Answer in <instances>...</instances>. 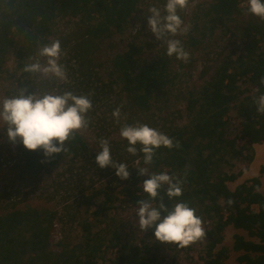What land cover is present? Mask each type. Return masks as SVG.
<instances>
[{
    "label": "trees",
    "instance_id": "16d2710c",
    "mask_svg": "<svg viewBox=\"0 0 264 264\" xmlns=\"http://www.w3.org/2000/svg\"><path fill=\"white\" fill-rule=\"evenodd\" d=\"M145 1L0 0V80L4 76L14 86L10 97L21 92L32 94L29 73L24 71V65L31 62L30 58L40 47L59 40L62 51L59 63L64 66L68 81H57L59 86H54V91L50 92L47 88L52 87V82L36 81L38 95L70 91L88 96L92 102L88 114L97 108L102 110L96 117L87 115L98 145L108 129L137 122L158 129L178 145L171 149L160 147L153 162L147 165L141 153L131 156L126 152L125 139L113 142V159L128 165L129 177L123 180L125 186L121 190L127 196L124 201L137 203L148 199L139 184L148 177L139 174V169L130 163L139 157L149 174L163 172L181 181L182 195L179 197L169 200L165 191L167 185L160 189L166 207L171 209L175 203L183 201L195 209L196 215L212 221V226L205 230L208 239L206 264H225L227 246L221 243L227 226L248 233L247 238L237 233L233 235L232 250L240 251L236 256L238 264H264V195L259 190V176L241 182L231 190L227 182L235 180L241 171L223 170L225 164L231 166V159L241 156L247 161L242 168L245 170L254 157V144L264 141V114L256 110V100L264 95V83H261L264 46L260 45L264 38V20L247 11V0H209L203 6V2L198 4L189 31L182 40L179 39L190 54L184 62L175 56H167L163 38L157 39L150 27L143 26L150 16L144 7ZM147 1L163 11L166 0ZM179 15L182 17L183 9L179 10ZM133 20L140 22L137 28H134ZM235 31L244 38L238 46L239 52L233 56L232 51L221 55V50H213L215 56L222 58L214 65L204 42L214 34ZM116 34L119 36L114 38ZM103 48L112 51L107 57L110 64L107 79L98 70ZM147 49L155 52L153 57L144 56ZM10 56L14 60L13 68L6 66ZM202 74L204 78L200 82ZM195 76L198 81L193 80ZM245 81L255 87L253 91L241 89L240 84ZM184 84L186 105L185 120L182 121L179 102ZM114 91L117 100H110ZM122 93L127 101L119 104ZM117 107L127 112L123 123L113 118L112 112ZM108 111L110 115H107ZM238 140L245 142L238 144ZM64 147V151L45 157L42 150H28L19 141L13 150L15 153L18 150L19 162L7 161L0 155V167L4 165L11 171L4 184H0V204L11 195L24 199L17 183L24 187H33L36 180L42 183L46 176L50 177V170L65 158L71 162L67 170L81 159L94 168L91 173L99 180H106L103 177L108 172L104 171L110 168L113 176L107 184L113 189L116 187L113 181H122L115 175L114 168L95 165L96 152L77 131L65 141ZM247 149L249 152L246 153ZM87 181L85 185V177L78 171H69L67 175L58 173L51 183L44 181L45 188H50L46 193L48 199L56 198L61 192L66 194L58 199L55 207L42 208L25 203L19 208L17 199L4 201V210L0 211V264H96V259L109 248L117 249V253L108 258L107 264H155L150 247H159L158 243L140 245L121 236L119 222L106 216L109 204L98 195L104 192L109 202L118 197L110 195L104 188L93 189L91 194L84 193V187L94 186V177L88 176ZM71 189L83 195L79 203L68 193ZM229 200L231 204H228ZM87 201L96 207L85 206L87 215L78 219L79 207ZM152 203L158 206L160 198ZM61 204L64 205L58 209ZM86 216L91 219L87 220ZM101 223L106 236L94 230V225ZM56 225L58 232L52 239ZM77 226H80L79 230ZM218 244L221 245L215 251Z\"/></svg>",
    "mask_w": 264,
    "mask_h": 264
},
{
    "label": "clouds",
    "instance_id": "9594fccd",
    "mask_svg": "<svg viewBox=\"0 0 264 264\" xmlns=\"http://www.w3.org/2000/svg\"><path fill=\"white\" fill-rule=\"evenodd\" d=\"M189 0H166L163 11L156 6H150L147 23L157 39L163 38L166 45V55L187 62L189 52L176 35L187 34L189 26L184 24L179 10L185 9ZM143 8V7H140ZM247 11L264 20V0H247ZM62 55L59 40L45 44L37 50L31 62L24 65V71L32 74L51 75L60 79L66 77L64 66L59 63ZM40 58H46L41 63ZM264 83V77L261 78ZM255 88L254 86H252ZM257 112L264 114V95L256 100ZM92 109L91 99L86 95H75L70 91L62 94H27L23 92L0 101V126L6 131L10 142L20 140L28 150L40 149L45 157L58 154L65 150V141L78 129L89 123L87 113ZM113 118L119 122L121 110L119 107L112 112ZM120 136L126 140V152L131 156L141 153L145 164L150 165L156 150L160 147L171 149L174 141L171 137L147 124H123L119 128ZM137 145L140 147L138 148ZM99 150L95 155V165L99 168L112 167L115 175L124 180L129 177L128 165L113 159L110 141L107 138L99 140ZM243 169L240 168V171ZM139 174L147 175L142 183V189L148 199L138 200L136 212L141 231L154 230L156 240L173 243L178 247H187L205 236L202 226V215H196L195 209L186 202L179 201L169 209L162 202L160 189H165L169 200L182 195L181 181L166 173L149 174L147 169L140 168ZM255 177V176H253ZM252 178V177H251ZM249 180V179H247ZM244 180L242 182H245ZM233 190V189H231ZM160 198L158 206L152 201ZM232 201L229 200L228 204ZM163 213V214H162ZM206 223V221H205Z\"/></svg>",
    "mask_w": 264,
    "mask_h": 264
},
{
    "label": "rangeland",
    "instance_id": "374dc122",
    "mask_svg": "<svg viewBox=\"0 0 264 264\" xmlns=\"http://www.w3.org/2000/svg\"><path fill=\"white\" fill-rule=\"evenodd\" d=\"M209 0H189V4L188 6L183 9V15H182V20L184 21V24L187 26H191L192 25V14L194 11H197V5L202 3L201 5H205ZM153 3L157 4V1H154ZM164 5V4H163ZM150 6H152L147 0L144 2V7L147 10ZM157 7V6H156ZM71 19H77V18H73L68 16ZM238 19H242L241 16H238ZM61 21H65V20H61ZM70 22H75L74 20H71ZM132 24H134V28H137V25L140 24V22L133 20L131 21ZM147 21L145 22V24L143 26H148ZM63 27V25H62ZM147 27V28H148ZM237 31L235 32H230L228 34L224 33L223 35H213L210 39L206 40L204 42L205 45H207V51H209V56L213 57L212 63L215 65L217 64L222 58L221 55L226 54L228 51H232V55L234 56L236 54V52H239V48L238 46L242 45V42L244 40L243 37H240L237 35ZM119 35H114V38H116ZM185 37V34H180L178 33L176 35V39H183ZM50 39H53L52 37H50ZM261 46H264V38H261V42H260ZM215 50L216 52L221 50V55H217L215 56V53H212V51ZM155 52L151 51V50H146L144 53V56L146 58H151L153 57ZM112 55V51L108 50L107 48H103L102 51H100L99 54V61L101 64L98 66V70L100 72V75L104 78L107 79V69L110 68V64L107 61V57ZM96 61V60H95ZM41 63H46V58H42L41 59ZM202 64L204 63L203 61L201 62ZM6 66L8 68H13L14 67V60L13 57L10 56V58L7 60ZM212 67H210L209 69V73L211 72ZM196 79H193L195 81L197 80V76H195ZM204 78V74H202L201 80ZM28 79H29V84H30V88L32 89L31 91H33L32 94H37L38 95V86L36 81L39 80H44V82L50 84L51 82L52 87H48V91L50 92L51 90L54 91V86H59V84H57V81H63V82H67L68 78L67 76L64 79H60L54 76L49 75H43V74H32L29 73L28 75ZM184 86L182 87V97H181V102H179L180 107L182 108V115H181V120H185V105H186V92L184 91ZM14 86L9 84V82L6 80V78L3 76V78L0 80V101H2L4 98L8 97L10 98V92L11 89ZM241 89L244 90V92H250L253 91V87L251 85H249L246 81L240 84ZM116 91H114L110 96L109 99L110 100H117V94L115 93ZM243 95V93H242ZM121 102L119 104H123L127 101L126 96L122 93L121 94ZM102 113V110L97 108L93 113H90L87 115H89L90 117H96L98 115H100ZM107 115H110V111H108ZM127 117V112L126 110H121V115H120V123H123V121L125 120V118ZM109 131L105 132V136L104 138H107L110 141V145L113 144V142L115 141H122L123 138L120 136L119 134V129H117L116 127L110 128L108 129ZM78 133H80L83 138H85V140L88 142L89 148L93 151V152H97L99 149L98 147V142L97 139L95 137L96 133L94 131V129L92 127H90L89 125H87L86 127H82L78 130H76ZM20 140H17L16 142H10L6 136V131L4 129L3 126H0V151H1V156L2 158L6 159L7 161L10 162H19L20 159H18V157L16 156V153H18V150L16 149V143H19ZM243 140H238V144H242ZM10 149V150H9ZM249 152V150H246V153ZM253 161V159L251 160V162ZM250 162V163H251ZM69 163H71L68 159H64L60 162H58V164L56 165V167H54L53 169L50 170V177L46 176L43 180V182H39L38 180H36L33 183V187H24L22 186L20 183H17V186L20 187L21 189L19 190V193L21 194L22 197H24V199H19V198H15L13 197V195H11L10 199L5 198L3 199V201L0 204V211L4 210L2 209L3 206L2 204L5 202L4 201H14L15 199H17L16 202V206L21 208L22 206H24L25 203L29 204V205H34V206H39L42 208H50V207H55L58 204V199L59 198H63L66 196V194L64 192H61L59 195L56 196V198L53 199H48L47 198V192L50 191V188H45L46 185L44 184V181H47L48 183H51L52 178H55L57 176L58 173H62L64 175H67L69 171H78L80 173V176L85 177V185L88 183L87 181V177H94V182H93V187L92 188H85L84 187V193H89L91 194L93 192V189H97V188H104L106 190V192H108L110 195L111 194H115L118 197V200H115L113 202H109L104 194L101 193L98 195V198L101 199L102 201H105L106 204H109L108 208L106 209V216L107 217H112L114 218L117 222H119L120 224V230H121V236H125L129 241L140 244V245H149L151 246V243L153 241H155L156 243H158L159 247H150L151 251L154 255V260L152 261L155 264H206V256H205V249L207 247V236H204V238H202L201 240H198L192 244H190L187 247H175L173 245V243H164V242H160L158 240H156L155 236H154V230L153 229H147L144 231H141L138 225V216L136 214L137 210H138V203H134V202H130V201H124V199H127L126 194H124L123 192H121V190L124 188L125 183L123 182V180H117V181H113V185H115V189H113L112 185L107 184V180H109L113 175H112V171L110 168L106 169L104 172H108L106 174V176L103 177V179L106 180H99L95 177H98L95 174L91 173V170H94V168H90L89 166H87V164L84 162V160H78L75 163L71 164V168L69 170H67ZM130 163L132 165V167H137L138 169L140 168H146V165L144 163H142L140 161L139 157H135L134 160ZM231 166H229L228 164H225L223 167V170L230 172L232 170L234 171H238L240 168H243L247 165V161L245 160V157L243 158V156L241 157H236L231 159ZM249 163V164H250ZM248 167V166H247ZM246 167V169H247ZM245 169V170H246ZM11 171L10 168L6 167V166H1L0 167V184L3 185L5 182V178H7L8 176H10ZM43 178V177H42ZM50 179V180H49ZM246 179L242 178V171L239 173V175L236 177L235 180L233 181H229L227 182V185L230 189H234V187L237 185V183L244 181ZM9 181L6 180V183H8ZM143 181H140L139 184H142ZM72 183H70L68 185V187L71 186ZM107 186H109L107 188ZM111 188V190H110ZM78 190H68V193H71V197H74L75 200L79 203L81 201V199L83 198V195L76 193ZM133 192H137L136 188H132ZM70 197V198H71ZM19 199V200H18ZM91 201H87L84 204H81L79 207L78 212L80 213L78 215V219H82L85 215H87L86 213H84V207H89L90 209H94L96 206L94 205H90ZM64 204H61L59 206L58 209H60L61 206H63ZM9 207L7 206L6 209H8ZM199 214H197L198 216ZM87 220H90L91 217L86 216ZM100 218V217H98ZM202 220V226L204 228V231L208 230L212 225H210L212 223V221L210 219H207V221L203 218ZM206 221V223H205ZM80 224V223H79ZM94 230H99L101 234L106 236V230L103 227V224H97L94 225ZM80 229V226H77V230ZM82 229V227H81ZM205 231V232H206ZM57 225L54 227L53 229V234H52V239H54L57 235ZM237 233V234H241L243 236L248 237V233L246 231H243L241 229H235L232 228L231 226H227L225 227L224 230V239L222 241V245L227 246V256L224 259L225 264H238V261L236 260V256L240 253V251H234L232 250V241H233V235ZM119 239H117L118 241ZM53 241V240H52ZM121 242V241H119ZM221 244H218L217 247L215 248V251L218 250V248L220 247ZM117 253V249H111L109 248L107 250V252L102 255L100 258L96 259V264H107L108 263V258H112L116 255ZM107 256V257H106ZM151 262V263H152Z\"/></svg>",
    "mask_w": 264,
    "mask_h": 264
},
{
    "label": "crops",
    "instance_id": "0c3cea01",
    "mask_svg": "<svg viewBox=\"0 0 264 264\" xmlns=\"http://www.w3.org/2000/svg\"><path fill=\"white\" fill-rule=\"evenodd\" d=\"M263 168H264V141L254 144L253 161L250 164H248V167L246 170L242 171V178L246 180L250 179L253 176H259V179H260L259 190L264 195V169ZM260 170H263V171L260 172Z\"/></svg>",
    "mask_w": 264,
    "mask_h": 264
},
{
    "label": "bare ground",
    "instance_id": "6f19581e",
    "mask_svg": "<svg viewBox=\"0 0 264 264\" xmlns=\"http://www.w3.org/2000/svg\"><path fill=\"white\" fill-rule=\"evenodd\" d=\"M247 238V237H246Z\"/></svg>",
    "mask_w": 264,
    "mask_h": 264
}]
</instances>
